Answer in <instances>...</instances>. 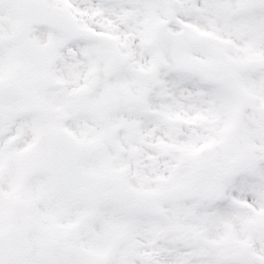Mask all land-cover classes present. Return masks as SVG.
<instances>
[{
    "label": "snow or ice",
    "instance_id": "1",
    "mask_svg": "<svg viewBox=\"0 0 264 264\" xmlns=\"http://www.w3.org/2000/svg\"><path fill=\"white\" fill-rule=\"evenodd\" d=\"M0 264H264V0H0Z\"/></svg>",
    "mask_w": 264,
    "mask_h": 264
}]
</instances>
